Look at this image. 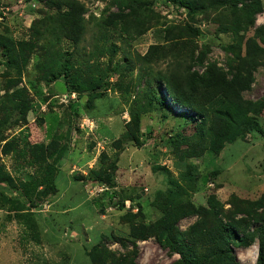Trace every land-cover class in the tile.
Listing matches in <instances>:
<instances>
[{
	"label": "rangeland",
	"instance_id": "374dc122",
	"mask_svg": "<svg viewBox=\"0 0 264 264\" xmlns=\"http://www.w3.org/2000/svg\"><path fill=\"white\" fill-rule=\"evenodd\" d=\"M80 1L86 13L78 43L60 29L58 8L0 0V264H180L153 224L184 202L213 206L248 242H229L238 264H256L259 240L248 234L261 223L250 211L264 197V58L243 94L252 101L251 125L219 152L196 156L202 117L165 86L163 109L146 96L148 81L172 57H145L153 44H173L168 31L184 32L191 72L228 71L248 37L264 45V10L250 26L241 7L193 14L170 0H143L152 21L137 35L128 25L104 24L119 0ZM141 104L137 131L129 122ZM200 220L176 223L189 232ZM216 221L206 218L209 227ZM205 249L196 264H231L202 262Z\"/></svg>",
	"mask_w": 264,
	"mask_h": 264
},
{
	"label": "trees",
	"instance_id": "16d2710c",
	"mask_svg": "<svg viewBox=\"0 0 264 264\" xmlns=\"http://www.w3.org/2000/svg\"><path fill=\"white\" fill-rule=\"evenodd\" d=\"M119 1V11L112 12L105 17L104 24L114 27L128 25L129 30L137 35L144 34L148 29V23H151L152 20L148 18L147 11L145 12L147 7L143 4V0ZM170 1L179 3L193 14L222 7H241L240 10L250 20V26L254 25L255 18L264 10L262 0ZM42 2H45L44 5L49 8L56 7L60 10L57 16L60 29L65 36L79 43L85 33V5L80 0H42ZM128 7L130 10L126 12ZM40 31L38 29L36 32L41 34ZM182 33L178 37H171L169 36L170 31H168L169 35L166 34V37H170L173 44H153L149 48L145 57L148 63L155 62L161 57L171 56L174 64L167 71L161 70L152 80L148 81L146 92L148 104L155 109L165 107V99L159 93V89L165 86L169 96L178 105L191 110L195 115L194 118L202 117L200 124L196 125L197 130L194 136L199 133L201 137L199 142L192 146V151L195 153L193 155H200L207 149L219 152L252 123L253 116L250 115L252 101L246 99L243 94L251 88L255 80L254 71L264 58V45L257 40L256 36L248 37L245 42L244 54L237 55V60L230 64L228 71L221 67L210 66L203 74H199L196 71L191 72L189 59L192 57L193 51H190V47L181 39ZM193 33L197 34L198 32L194 31ZM237 46L241 49V42H238ZM94 97V94L89 97L88 106H91ZM137 107L132 111L129 123H132L139 131L142 110H145V107L142 104ZM204 141L207 144L204 145ZM99 177L103 178L102 175ZM261 199L255 204L257 209L250 211L254 221L261 220V223L254 228L253 233L249 232L248 234L253 239L257 237L259 240L256 264H264V197ZM258 209H262V212H258ZM237 210L243 211L242 206H237ZM210 214L215 216L217 221L209 227L206 224V218ZM192 215L201 216L202 220L194 225L191 231L180 232L176 222ZM153 226H155L156 235L161 239V242L180 254V260L177 261L180 264L199 263L197 254L201 247H205V250L210 253L202 262L227 261L229 263L230 261L231 264H238L235 250L229 242H233L235 238L244 245L248 243L245 242V237L242 238L239 235L236 228L224 222L213 206H196L192 202H184L170 207L169 211ZM102 260L97 259L98 263H101Z\"/></svg>",
	"mask_w": 264,
	"mask_h": 264
}]
</instances>
